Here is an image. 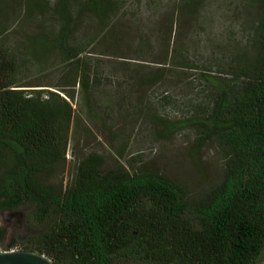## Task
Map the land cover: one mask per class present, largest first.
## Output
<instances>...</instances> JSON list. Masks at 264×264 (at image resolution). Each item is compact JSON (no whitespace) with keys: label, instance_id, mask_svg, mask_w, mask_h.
<instances>
[{"label":"trees","instance_id":"1","mask_svg":"<svg viewBox=\"0 0 264 264\" xmlns=\"http://www.w3.org/2000/svg\"><path fill=\"white\" fill-rule=\"evenodd\" d=\"M15 1L30 13L44 9L41 0ZM257 2L251 52L239 56L229 82L207 78L214 91L200 122L226 162L222 180L195 203L160 176L103 173L96 156L80 163L66 188L46 180L65 159L76 92L18 89L42 87L19 86L20 67L29 55L57 56L77 72L71 86L87 92V48L74 40L76 23L91 11L101 38L116 0H58L59 28H42L18 50L6 44L9 29L0 28V216L28 209L35 231L4 244L0 226L3 250L44 254L54 264H257L264 249V0ZM156 82L146 77L137 85Z\"/></svg>","mask_w":264,"mask_h":264},{"label":"rangeland","instance_id":"2","mask_svg":"<svg viewBox=\"0 0 264 264\" xmlns=\"http://www.w3.org/2000/svg\"><path fill=\"white\" fill-rule=\"evenodd\" d=\"M4 2L0 28L9 29L6 44L12 50L28 47L42 28H59L58 0H41L44 9L33 13L19 9L17 1ZM115 8L99 39L100 24L91 11L83 10L76 23L74 40L87 48L82 59L90 75L87 92L71 86L79 80L77 72L57 56L29 55L20 67L19 86L42 87L18 89L57 91L52 87L62 85L76 92L65 159L46 180L66 188L80 163L96 156L104 162L103 173L160 176L180 187L190 202H198L222 180L226 162L222 145L207 137L200 122L214 91L207 78L232 80L239 56L251 52L259 4L116 0ZM146 77L157 79L156 84L137 85ZM27 214L22 209L0 216L7 230L4 244L35 233Z\"/></svg>","mask_w":264,"mask_h":264},{"label":"water","instance_id":"3","mask_svg":"<svg viewBox=\"0 0 264 264\" xmlns=\"http://www.w3.org/2000/svg\"><path fill=\"white\" fill-rule=\"evenodd\" d=\"M0 264H54V262L47 255L32 251L0 249ZM257 264H264V251Z\"/></svg>","mask_w":264,"mask_h":264},{"label":"built area","instance_id":"4","mask_svg":"<svg viewBox=\"0 0 264 264\" xmlns=\"http://www.w3.org/2000/svg\"><path fill=\"white\" fill-rule=\"evenodd\" d=\"M14 250V249H13Z\"/></svg>","mask_w":264,"mask_h":264}]
</instances>
